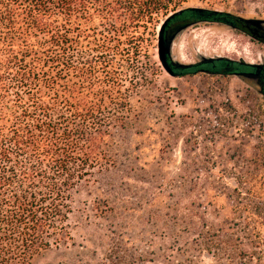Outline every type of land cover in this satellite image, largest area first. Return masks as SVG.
<instances>
[{
	"label": "rangeland",
	"instance_id": "374dc122",
	"mask_svg": "<svg viewBox=\"0 0 264 264\" xmlns=\"http://www.w3.org/2000/svg\"><path fill=\"white\" fill-rule=\"evenodd\" d=\"M183 7L262 20L264 0H194ZM157 74L113 129L115 164L72 191L69 238L33 264H264V94L254 77ZM264 64V44L201 22L174 38L171 59ZM146 61L142 57L139 66ZM140 76V75H139Z\"/></svg>",
	"mask_w": 264,
	"mask_h": 264
},
{
	"label": "trees",
	"instance_id": "16d2710c",
	"mask_svg": "<svg viewBox=\"0 0 264 264\" xmlns=\"http://www.w3.org/2000/svg\"><path fill=\"white\" fill-rule=\"evenodd\" d=\"M190 1L0 0V264H33L69 238L72 191L115 164L113 129L157 74L153 38L207 22L264 44L245 18ZM169 65L175 77L264 72L228 58Z\"/></svg>",
	"mask_w": 264,
	"mask_h": 264
},
{
	"label": "water",
	"instance_id": "95a60500",
	"mask_svg": "<svg viewBox=\"0 0 264 264\" xmlns=\"http://www.w3.org/2000/svg\"><path fill=\"white\" fill-rule=\"evenodd\" d=\"M246 20L249 23H251V24H253L259 28H261V24L263 22L262 20H249V19H246ZM163 26H165V25H163ZM163 26L161 27V30L163 29ZM175 37L176 36H173L170 39H165V38H163L162 34L160 33L159 34V44H158L159 59H160L162 65L165 67V69L172 75H173V72L171 71V68L169 65V57L171 59V49H172V44H173ZM203 60H206V59H203ZM174 63H176V62H174ZM176 64L181 65V66L185 65V64H179V63H176ZM259 72L260 71L258 70L256 73H244L243 76L255 78L259 74Z\"/></svg>",
	"mask_w": 264,
	"mask_h": 264
},
{
	"label": "flooded vegetation",
	"instance_id": "af4514ba",
	"mask_svg": "<svg viewBox=\"0 0 264 264\" xmlns=\"http://www.w3.org/2000/svg\"><path fill=\"white\" fill-rule=\"evenodd\" d=\"M259 29H260L259 32H258V30L256 31V33H259V34H257L258 36L257 35L256 36L259 37L260 39L264 40V28L261 27ZM255 78L258 80V83H259L261 89L264 88V72H262V70H261Z\"/></svg>",
	"mask_w": 264,
	"mask_h": 264
}]
</instances>
